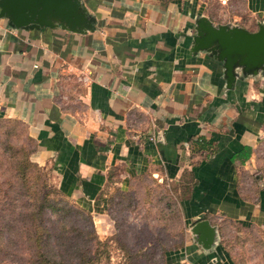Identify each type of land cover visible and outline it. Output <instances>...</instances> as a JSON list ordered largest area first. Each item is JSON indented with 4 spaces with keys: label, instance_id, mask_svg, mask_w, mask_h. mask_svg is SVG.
<instances>
[{
    "label": "crops",
    "instance_id": "crops-1",
    "mask_svg": "<svg viewBox=\"0 0 264 264\" xmlns=\"http://www.w3.org/2000/svg\"><path fill=\"white\" fill-rule=\"evenodd\" d=\"M80 1L92 30L24 29L0 17V116L26 123L57 188L99 213L110 191L121 201L139 186L173 185L185 225L226 217L264 226V182L252 166L264 75L226 88L220 61L189 50L196 16L253 30L264 0ZM173 256L233 264L216 241L205 251L187 238Z\"/></svg>",
    "mask_w": 264,
    "mask_h": 264
},
{
    "label": "rangeland",
    "instance_id": "rangeland-1",
    "mask_svg": "<svg viewBox=\"0 0 264 264\" xmlns=\"http://www.w3.org/2000/svg\"><path fill=\"white\" fill-rule=\"evenodd\" d=\"M252 166L254 174L264 182V132L256 144ZM57 189L54 171L36 157L35 141L26 123L16 117L0 116L3 264H30L34 238L39 234L37 225L45 226L52 235L48 243L54 257L72 260L79 254L84 264H171L173 254L187 238L192 239L173 185L164 186L163 191L148 189L146 193L139 186L138 192L121 201L110 191L105 210L99 213L81 210L75 200ZM55 201L62 205L61 211L50 210L49 203ZM212 219L216 242L222 245L230 262L264 264V226L226 217Z\"/></svg>",
    "mask_w": 264,
    "mask_h": 264
},
{
    "label": "water",
    "instance_id": "water-1",
    "mask_svg": "<svg viewBox=\"0 0 264 264\" xmlns=\"http://www.w3.org/2000/svg\"><path fill=\"white\" fill-rule=\"evenodd\" d=\"M0 17L19 28L60 27L72 32L93 29L94 17L80 0H0ZM256 29L237 24L212 23L201 14L194 18L189 50L205 51L220 61L225 87L247 75H264V24ZM192 240L210 251L216 241V225L200 218L189 226Z\"/></svg>",
    "mask_w": 264,
    "mask_h": 264
},
{
    "label": "trees",
    "instance_id": "trees-1",
    "mask_svg": "<svg viewBox=\"0 0 264 264\" xmlns=\"http://www.w3.org/2000/svg\"><path fill=\"white\" fill-rule=\"evenodd\" d=\"M247 154L244 155L243 158H246V156L249 154L250 152V146H247ZM58 192L62 195H64L62 193L61 190L57 189ZM43 197H40V200L44 201L42 199ZM46 202V201H44ZM59 204L58 201H55L53 204L49 203V207L51 211L57 212V211H61L62 209V205H54V204ZM42 205V204H41ZM81 210H86L84 207L80 206ZM57 209V211H56ZM38 210L39 212H41L40 210V205H38ZM54 216H56L55 214H53ZM35 230L39 233L38 236H36L34 238L35 240V247H34V251H33V257L31 259L30 264H84V261L81 260L80 255H76V257L72 260H70L69 258H61V257H54V251H52V249L49 246L48 243V238L52 237V235L50 234V232H47L48 229L43 226V225H37V228H35ZM62 236V237H61ZM59 238L61 240H63V235L60 233ZM58 239V238H56ZM54 239V240H56ZM53 240V241H54ZM0 264H3V262H0Z\"/></svg>",
    "mask_w": 264,
    "mask_h": 264
}]
</instances>
